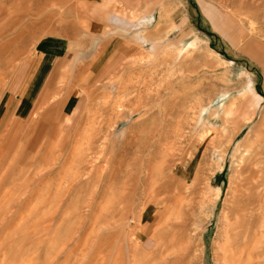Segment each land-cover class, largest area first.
Instances as JSON below:
<instances>
[{
	"label": "rangeland",
	"instance_id": "rangeland-1",
	"mask_svg": "<svg viewBox=\"0 0 264 264\" xmlns=\"http://www.w3.org/2000/svg\"><path fill=\"white\" fill-rule=\"evenodd\" d=\"M0 264H264V0H0Z\"/></svg>",
	"mask_w": 264,
	"mask_h": 264
},
{
	"label": "crops",
	"instance_id": "crops-1",
	"mask_svg": "<svg viewBox=\"0 0 264 264\" xmlns=\"http://www.w3.org/2000/svg\"><path fill=\"white\" fill-rule=\"evenodd\" d=\"M85 1L88 3L89 0H85ZM108 1H110V0H108ZM102 7H103V11H104L103 15H106L105 17L107 18V20H110L112 23H114V22L118 23L121 21V19L124 21L123 18H121L119 20L120 17L118 15H116V13L114 14V12L111 9L106 7V4ZM143 20H148V18L146 16H144Z\"/></svg>",
	"mask_w": 264,
	"mask_h": 264
},
{
	"label": "bare ground",
	"instance_id": "bare-ground-1",
	"mask_svg": "<svg viewBox=\"0 0 264 264\" xmlns=\"http://www.w3.org/2000/svg\"><path fill=\"white\" fill-rule=\"evenodd\" d=\"M192 44V43H190ZM189 45V44H188ZM184 47V46H183ZM255 99L259 102L261 100V96H259L257 93L253 94ZM245 105V104H244ZM227 115L231 113V109L224 110ZM241 172V171H240Z\"/></svg>",
	"mask_w": 264,
	"mask_h": 264
}]
</instances>
